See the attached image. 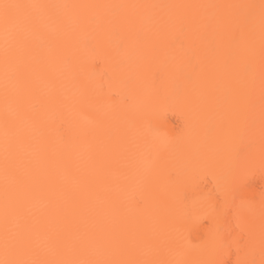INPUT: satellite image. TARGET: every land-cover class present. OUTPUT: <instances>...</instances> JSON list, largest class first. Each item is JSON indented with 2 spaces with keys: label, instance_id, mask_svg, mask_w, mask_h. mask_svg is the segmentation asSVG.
Instances as JSON below:
<instances>
[{
  "label": "bare ground",
  "instance_id": "obj_1",
  "mask_svg": "<svg viewBox=\"0 0 264 264\" xmlns=\"http://www.w3.org/2000/svg\"><path fill=\"white\" fill-rule=\"evenodd\" d=\"M0 3V261L264 264L261 0Z\"/></svg>",
  "mask_w": 264,
  "mask_h": 264
},
{
  "label": "snow or ice",
  "instance_id": "obj_2",
  "mask_svg": "<svg viewBox=\"0 0 264 264\" xmlns=\"http://www.w3.org/2000/svg\"><path fill=\"white\" fill-rule=\"evenodd\" d=\"M27 7H34V5L0 3V14H2L5 26H7L14 19L13 10L20 8H27ZM260 9H261V21H262V25H264V0H261ZM153 135L160 136L162 134L159 132V130H155L153 132ZM0 264H12V262L0 261Z\"/></svg>",
  "mask_w": 264,
  "mask_h": 264
}]
</instances>
